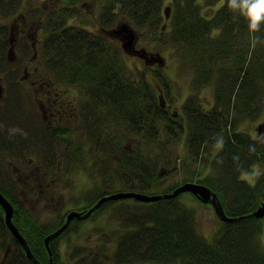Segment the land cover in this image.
Here are the masks:
<instances>
[{"label": "trees", "instance_id": "obj_1", "mask_svg": "<svg viewBox=\"0 0 264 264\" xmlns=\"http://www.w3.org/2000/svg\"><path fill=\"white\" fill-rule=\"evenodd\" d=\"M200 1L171 0L168 21L175 48L183 45L176 51V58L192 71V83L205 86L211 80L214 84L209 112L195 106L193 95L181 115L166 111V101L174 93L161 69L152 70L151 79L142 73L137 81L126 70L118 48L105 38L89 36L83 29L51 18L46 26L42 56L47 68L56 71L59 80L67 79L85 88L94 98L93 103L136 140L130 151L121 145L115 149L109 145V159L113 157L116 167H106L101 173L104 189L88 208L99 198L119 191L136 189L150 196L172 193L179 184L163 183L164 171L175 170V157L171 154L165 158L169 150L162 143L164 135L170 144L183 139L188 150L186 160L199 162V170L204 171L193 175V179H184L182 184L208 187L217 195L225 215L234 218L231 222L218 219L212 231L204 234L198 230L195 208L181 200L185 193L145 203L133 198L106 201L90 217L123 205L118 234L108 240L113 244L114 264H264V218L248 216L264 201V178L253 185L240 179L254 164L264 163V135L253 139L237 131L232 121L239 115L257 118L262 113L264 25L257 33H250L246 23L234 17L222 0H207L217 7L210 16L200 12ZM161 5V0H112L111 5L102 7L100 19L106 23L112 19L126 21L135 29L153 27L155 34L162 18ZM147 59L153 61L155 57ZM228 59L230 66L226 65ZM98 127L102 128L100 124ZM212 148H218L215 155L211 154ZM204 153L201 162L196 159ZM0 192L13 201L2 189ZM1 212L0 264H33L12 236L13 248L8 244L6 248L4 241L10 233ZM12 222L36 260L48 264L43 227L14 205ZM83 222L73 221L69 227ZM68 228L49 241L53 264H64L57 248Z\"/></svg>", "mask_w": 264, "mask_h": 264}, {"label": "rangeland", "instance_id": "obj_2", "mask_svg": "<svg viewBox=\"0 0 264 264\" xmlns=\"http://www.w3.org/2000/svg\"><path fill=\"white\" fill-rule=\"evenodd\" d=\"M161 1L162 18L154 34L156 28L153 27L138 28L140 32L126 21H102V7L111 5L112 0H0V189L11 197L15 209L43 227L46 234L59 229L70 212L87 209L94 202V196L102 192L101 173L106 167H116L113 157L109 159V145L112 148L121 145L130 151L136 143L126 135L123 126L114 118H108L101 106L93 103L94 98L88 96L85 88L67 79L59 80L56 71L47 68L42 44L49 18L83 29L89 36L108 40L118 48L126 70L137 81L142 73L151 79V71L161 69L174 93L166 101V111L181 115L190 95L194 96L195 106L205 112L212 110L214 84L209 80L211 84L194 85L192 71L180 65L176 51L179 52L183 45L175 48L170 23L164 16L171 0ZM223 2L226 0L221 4ZM199 5L200 12L206 16L217 10L207 0H201ZM208 5L213 8L209 10ZM123 25L130 29L132 39L127 37L128 33H116ZM10 40L15 43L12 61L6 58ZM129 40L132 49L143 50V55L154 56L155 60L146 62L144 56L124 51L123 45L126 50ZM230 61L226 60L227 66ZM47 99L48 104L45 103ZM262 99L264 101V95ZM44 107L52 114L48 119L43 117ZM263 119L264 104L257 118L239 115L232 121L237 131L255 139ZM179 121L183 123V119ZM99 124L102 128H97ZM164 137H161L162 143L169 150L165 158L171 154L175 157V170L162 173L166 174L162 178L164 185H180L186 178L193 179L198 172L204 174L199 170V162L187 161L188 150L183 139L170 144ZM217 150L212 148L211 154L215 155ZM205 155L196 159L201 162ZM184 159L187 160L183 162ZM35 171L40 175L47 171L43 181L26 179ZM262 177L264 163L254 164L240 175V179L250 185ZM120 192L127 191L116 193ZM181 200L195 208L198 230L210 233L218 221L213 207L199 203L188 193ZM121 206L88 217L76 227L71 225L59 240V260L64 264H114L113 244L108 240L118 234ZM0 212L3 219L1 207ZM10 237L7 234L4 244L13 248Z\"/></svg>", "mask_w": 264, "mask_h": 264}, {"label": "water", "instance_id": "obj_3", "mask_svg": "<svg viewBox=\"0 0 264 264\" xmlns=\"http://www.w3.org/2000/svg\"><path fill=\"white\" fill-rule=\"evenodd\" d=\"M166 17H168V14L166 12ZM120 32H125L128 33V38L132 39L134 36L130 32V30L126 26H121L119 28V31L116 32L119 34ZM132 42L129 40L127 46H131ZM124 49L126 48L125 45ZM8 59L12 61L13 56H12V51L9 50L8 52ZM261 133V131H259ZM189 192L193 195H195L198 200L203 203V204H210L214 211L216 216L218 217L219 220L224 221V222H231L234 220V218H229L225 215L223 208L221 206L220 201L218 200L217 195L208 187L200 185V184H195V183H184L178 186L172 193L170 194H162V195H144L140 193H134V192H120V193H115L112 195H107L101 197L99 200L94 203L86 212H77V211H72L70 212L65 219L64 224L57 229L55 232L49 234L47 237L44 239V247L46 249V252L48 253L49 257V264H53L52 261V253L49 247V241L52 238L57 237L61 232H63L68 224L76 219V220H84L88 218L93 211L98 209L104 202L110 201V200H119V199H128V198H133L136 199L137 201L140 202H154L160 199H171L179 194ZM0 207L3 210L4 213V223L10 234L13 236V238L17 241V243L21 246V248L24 250V253L26 257L33 263V264H40L36 258L33 256L32 252L30 251L26 240L23 238V236L20 234L18 228L13 224L12 222V215H13V206L11 203L3 196V194L0 192ZM249 217H253L256 219H262L264 218V201L259 205V207L253 211Z\"/></svg>", "mask_w": 264, "mask_h": 264}, {"label": "clouds", "instance_id": "obj_4", "mask_svg": "<svg viewBox=\"0 0 264 264\" xmlns=\"http://www.w3.org/2000/svg\"><path fill=\"white\" fill-rule=\"evenodd\" d=\"M230 13L242 19L250 33H257L264 25V0H226Z\"/></svg>", "mask_w": 264, "mask_h": 264}, {"label": "flooded vegetation", "instance_id": "obj_5", "mask_svg": "<svg viewBox=\"0 0 264 264\" xmlns=\"http://www.w3.org/2000/svg\"><path fill=\"white\" fill-rule=\"evenodd\" d=\"M14 41H12V40H10L9 41V49L11 48V49H13L14 48ZM8 49V50H9ZM6 58H7V60H8V51H7V56H6ZM27 78V77H26ZM45 103H47L48 104V99L47 100H45ZM48 116L49 117H51L52 116V114L51 113H49L48 112V107H44L43 108V117L45 118V119H48ZM259 128L261 129V131H263V133L261 134V135H259V137L260 136H263L264 135V119H263V121H262V123L261 124H259ZM36 170V169H35ZM38 171V170H37ZM37 171H35V172H33L32 174L31 173H29V175H27V177H26V179L28 180V181H35V180H38L39 182L40 181H43L44 179L42 178V177H44L46 174H47V171H42V174L40 175L39 173H37Z\"/></svg>", "mask_w": 264, "mask_h": 264}]
</instances>
